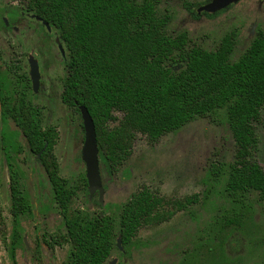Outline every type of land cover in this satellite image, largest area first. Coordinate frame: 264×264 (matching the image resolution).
Wrapping results in <instances>:
<instances>
[{
  "label": "trees",
  "instance_id": "16d2710c",
  "mask_svg": "<svg viewBox=\"0 0 264 264\" xmlns=\"http://www.w3.org/2000/svg\"><path fill=\"white\" fill-rule=\"evenodd\" d=\"M21 1L27 4L28 12L55 28L65 44L68 53L62 101L79 114V105L88 108L96 127L99 158L109 170L128 159L137 134L157 142L197 118L215 120L214 115L223 110L235 143L234 160L212 165L211 174L227 176L225 190L233 203L242 204L253 193L264 202V166L255 159L260 143L257 126L264 107V28L258 29L244 54L232 62L234 32L226 34L214 50L192 44L186 32H167L171 18L158 14L160 0ZM177 1L198 16L194 8L211 0ZM29 82L25 76L18 99L0 88L12 213L18 223L32 212V204L13 153L16 133L7 127L9 117L32 152H41L42 158L50 155L43 163L64 216L65 239L71 244L62 264H106L111 254L120 250L118 239L127 250L143 226L166 222L199 201L198 194L173 199L143 187L119 206L117 215L78 211L69 216L76 188L59 174L52 154L58 130L54 125L43 127L40 109L27 99ZM83 185L87 189L86 177ZM242 223L240 213L226 220L228 227ZM20 242L14 233L9 243L13 264H17ZM224 243L219 244L220 256L214 264H231ZM182 264L196 262L186 259Z\"/></svg>",
  "mask_w": 264,
  "mask_h": 264
},
{
  "label": "rangeland",
  "instance_id": "374dc122",
  "mask_svg": "<svg viewBox=\"0 0 264 264\" xmlns=\"http://www.w3.org/2000/svg\"><path fill=\"white\" fill-rule=\"evenodd\" d=\"M194 10L197 12V7ZM157 12L170 15L169 34L186 32L192 44L208 50H214L226 34L234 32L232 62L244 54L258 29L264 28V0H240L212 16H194L182 1L160 0ZM67 53L58 31L48 29L28 12L25 2L0 0V88L18 99L22 80L25 76L30 79V61L39 63V90L34 92L30 79L27 99L40 109L43 127H57L59 138L52 154L57 158L61 177L76 188L68 215L78 211L117 215L119 206L143 187L173 199L199 195L198 202L170 220L143 226L133 244L127 250L123 246V251L115 250L106 264L114 259L117 264H182L186 259H194L196 264H214L223 240L224 253L231 264H264V202L253 193L244 203H233L225 190L227 176L217 178L211 174L212 165L234 160L235 143L223 110L214 115L215 120L197 118L157 142L137 134L132 152L122 165L109 170L100 160L104 200L100 203L98 193L90 199L88 187L83 185L86 166L81 154L85 136L82 118L61 98ZM1 113L0 100V264H12L8 247L14 233L21 240L18 264H62L71 244L65 239L64 216L43 163L50 155L42 158L32 152L16 122L8 118L7 127L16 133L13 153L24 173L23 185L32 203V212L17 223L12 214ZM257 132L260 143L255 159L264 166V107ZM235 213L242 214L243 223L228 227L226 220Z\"/></svg>",
  "mask_w": 264,
  "mask_h": 264
},
{
  "label": "water",
  "instance_id": "95a60500",
  "mask_svg": "<svg viewBox=\"0 0 264 264\" xmlns=\"http://www.w3.org/2000/svg\"><path fill=\"white\" fill-rule=\"evenodd\" d=\"M240 0H211L205 4H202L197 8V13H216L222 11L232 4L239 2ZM36 19L41 20L40 17L36 16ZM48 29L51 28L49 24L42 21ZM61 51L64 54V50L61 47ZM30 76L33 84V90L35 93L38 92L40 86L41 73L39 64L36 60L30 61ZM79 110L82 118L84 128V144L82 147V160L86 166V179L88 183L89 197L92 199L96 193L99 194V201L103 203L105 188L102 181L101 166L99 158V146L97 141V132L94 120L85 105H79ZM117 246L121 251L123 247L121 245V239H118ZM111 264H117V259H114Z\"/></svg>",
  "mask_w": 264,
  "mask_h": 264
},
{
  "label": "flooded vegetation",
  "instance_id": "af4514ba",
  "mask_svg": "<svg viewBox=\"0 0 264 264\" xmlns=\"http://www.w3.org/2000/svg\"><path fill=\"white\" fill-rule=\"evenodd\" d=\"M40 21V20H39ZM42 22V21H41ZM43 23V22H42ZM44 24V23H43ZM39 64V63H38ZM40 68V67H39ZM30 79H31V76H30ZM31 83H32V80H31ZM32 88H33V84H32ZM6 90V89H5ZM38 157H41V152L37 154ZM30 199V198H29ZM31 202V201H30ZM32 204V203H31ZM13 214V213H12ZM11 242V241H10ZM47 242V241H46ZM48 243V242H47ZM18 248V247H17ZM8 252H9V247H8ZM10 256V255H9ZM11 259V257H10ZM16 260H17V249H16ZM12 261V260H11ZM17 262V261H16ZM64 262V261H63ZM13 264V262H12ZM18 264V263H17Z\"/></svg>",
  "mask_w": 264,
  "mask_h": 264
}]
</instances>
